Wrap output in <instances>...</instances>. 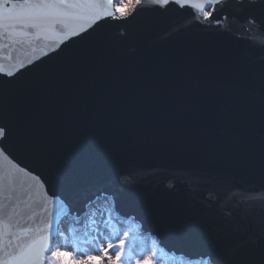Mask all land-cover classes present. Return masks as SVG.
<instances>
[{
	"label": "snow or ice",
	"instance_id": "snow-or-ice-1",
	"mask_svg": "<svg viewBox=\"0 0 264 264\" xmlns=\"http://www.w3.org/2000/svg\"><path fill=\"white\" fill-rule=\"evenodd\" d=\"M173 2L196 9L209 29L238 25L239 38L264 50V0H0L5 47L60 37L46 59L0 67V264H85L95 252L111 261L117 245L104 242L119 240L122 250L129 232L123 239L114 225L111 236L104 232L113 221L126 224L124 217L160 230L191 217L200 235L220 241L201 256L206 264H264V64L238 61L211 37L118 55L122 37L151 36L158 23L151 14ZM139 13L148 15L137 20ZM107 18L128 27L114 34ZM169 137L177 146L162 159L125 163L145 141ZM222 160L240 161L255 179L240 182ZM100 168L113 172L110 186L83 182ZM19 175L42 190L47 222H20L22 205H31L21 199ZM145 181L166 194V206L121 199ZM178 191L183 198L172 199ZM56 204L59 215L95 232L75 255L50 242L64 236L53 226Z\"/></svg>",
	"mask_w": 264,
	"mask_h": 264
},
{
	"label": "water",
	"instance_id": "water-1",
	"mask_svg": "<svg viewBox=\"0 0 264 264\" xmlns=\"http://www.w3.org/2000/svg\"><path fill=\"white\" fill-rule=\"evenodd\" d=\"M97 3L106 4V0H96ZM212 9H209L211 11ZM145 13H139L137 20L144 18ZM152 18L158 20L155 32L144 39H139L131 32L128 36L122 37L124 44L119 50L118 55L122 57H136L142 55L148 50L149 44L157 43V47L163 48L173 45H182L197 38L211 37L214 46L221 50H227L240 62H251L256 66L264 64V50L252 49L248 41L239 38V26L232 24L231 32H220L219 30L209 29L205 24L201 23V17L198 16L196 9L190 6L181 7L175 2L166 6V10L158 11L151 14ZM108 23L104 26L114 34L124 31L127 25H121L119 21L112 18H107ZM164 33H168V37L164 41H160V37ZM59 36L48 37H33L31 40L24 43L11 44L5 47L4 41H0V67L16 71V69L24 64L28 65V61L38 63L41 59H46L45 53L51 54V50L55 48L54 41L58 42ZM23 69H21L22 71ZM177 146L175 137H169L165 142H154L152 140L145 141L140 145L135 153L125 163L128 166H134L140 163H151L157 159H162L170 151H173ZM220 167L229 170L237 180L242 183H252L255 179L245 169L240 161L222 160L216 162ZM3 162L0 161V165ZM114 179L113 172L108 168H100L95 176L85 177L84 183H98L103 186H110ZM18 183L21 185V199L30 207L22 205L20 222L24 226L30 223L39 224L41 221L47 222L49 213L41 211L42 190L32 188L29 178L19 175ZM78 195V193L73 194ZM32 197L30 199L29 197ZM172 199L180 200L183 198V193L178 191L172 194ZM121 199L126 204L143 202L148 204H158L166 206L169 198L160 188L150 181H145L137 187H133L122 192ZM32 212H36V216L32 221L28 220ZM60 205L52 206L53 226L59 223L63 215H59ZM128 219L127 217H124ZM136 220V219H134ZM138 221V220H136ZM139 222V221H138ZM140 223V222H139ZM248 228V231H251ZM142 234H149L158 240V245L167 253L180 255L189 260L201 259V256L211 247L218 244L220 241L212 236H202L197 231L195 221L191 217L178 218L165 229L160 230L153 224H148L141 227ZM159 232V235H157ZM55 234L50 237V242ZM246 232H240L235 239L237 241L246 238ZM203 260V259H202Z\"/></svg>",
	"mask_w": 264,
	"mask_h": 264
},
{
	"label": "rangeland",
	"instance_id": "rangeland-1",
	"mask_svg": "<svg viewBox=\"0 0 264 264\" xmlns=\"http://www.w3.org/2000/svg\"><path fill=\"white\" fill-rule=\"evenodd\" d=\"M119 0H113V4H118ZM102 206V202H101ZM113 225L115 226V234L123 239V231H128L129 236L121 250L119 246V240L112 239L104 242V247H107L109 242L117 245L115 251L109 250L108 255L111 256V261L103 256L102 253H92L97 259L85 264H137V260L141 261V264H146L143 260V256H147L151 260V264H206V261H190L182 257H176L171 254H166L161 250L154 237L149 235H142L140 232L139 224L132 219L126 220V224L120 225L115 221L112 222L104 232L105 236H111L113 233ZM135 229V232L132 230ZM59 231L64 233V236L58 234L56 240L60 241V244L53 243L60 247L62 251L75 255L78 251H82L89 247L88 241L95 235L90 227H86L84 223H74L70 216H66L62 219ZM132 250V255H129V250ZM55 250V248L53 249ZM117 251L121 253L119 259H117ZM50 255V253H48ZM83 259V257H81ZM71 261V257H69Z\"/></svg>",
	"mask_w": 264,
	"mask_h": 264
},
{
	"label": "bare ground",
	"instance_id": "bare-ground-1",
	"mask_svg": "<svg viewBox=\"0 0 264 264\" xmlns=\"http://www.w3.org/2000/svg\"><path fill=\"white\" fill-rule=\"evenodd\" d=\"M64 218V217H63ZM62 218V219H63ZM62 221V220H61ZM60 224H61V222H60ZM60 224H59V229H60ZM56 237H57V235L52 239V244L53 243H58V244H60V241H58V238H57V240H56Z\"/></svg>",
	"mask_w": 264,
	"mask_h": 264
}]
</instances>
